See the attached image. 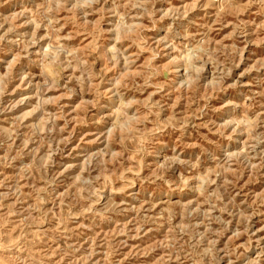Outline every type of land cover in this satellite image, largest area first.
<instances>
[{
    "label": "rangeland",
    "instance_id": "obj_1",
    "mask_svg": "<svg viewBox=\"0 0 264 264\" xmlns=\"http://www.w3.org/2000/svg\"><path fill=\"white\" fill-rule=\"evenodd\" d=\"M0 261L264 264V0H0Z\"/></svg>",
    "mask_w": 264,
    "mask_h": 264
},
{
    "label": "bare ground",
    "instance_id": "obj_2",
    "mask_svg": "<svg viewBox=\"0 0 264 264\" xmlns=\"http://www.w3.org/2000/svg\"><path fill=\"white\" fill-rule=\"evenodd\" d=\"M121 38V31H117V36H116V40H118V39H120ZM182 60H184V59H182ZM182 60L180 61V62H177L176 63V73H178L180 70V68H184V70H187V69H192L193 68V63H189V62H187V61H185V62H182ZM185 60H187V59H185ZM192 67V68H191ZM50 69V68H49ZM195 71H197L196 69H195V67L193 68ZM120 101H122V99L120 100ZM119 105V104H118ZM122 105V104H121ZM120 105V106H121ZM120 108V107H119ZM250 123V122H249ZM119 124H120V122H119ZM121 124H123L122 122H121ZM124 126H125V124H124ZM248 126V125H247ZM128 129V128H127ZM1 262V261H0ZM4 261H2L1 263H3ZM0 263V264H1Z\"/></svg>",
    "mask_w": 264,
    "mask_h": 264
}]
</instances>
